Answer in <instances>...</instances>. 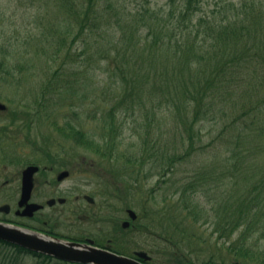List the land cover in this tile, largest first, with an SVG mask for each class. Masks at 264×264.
<instances>
[{
  "label": "rangeland",
  "instance_id": "1",
  "mask_svg": "<svg viewBox=\"0 0 264 264\" xmlns=\"http://www.w3.org/2000/svg\"><path fill=\"white\" fill-rule=\"evenodd\" d=\"M113 1L125 8V14L136 13V16L127 18L128 26L134 25L135 19L141 18L140 15H143L144 19L137 20V26H141L144 21L152 23L149 16L159 22H165L164 20L172 16V21L165 23L176 24L175 20L178 17L176 15L186 2V0ZM243 1L196 0L194 22L204 18L210 20V24L215 22L225 24L226 17L236 15L233 9L243 8L247 11L252 3L255 8L258 4L264 6V0H246V6L242 7ZM56 11L57 0H0V63L4 68L2 72L0 70V102L6 107L4 111H0V128L7 127V136L11 139L16 138L0 140V159L11 160L0 162V205L8 202L6 197L10 195V190L15 188L18 194L21 171L24 168L23 160L29 162L32 161V157L38 156L37 150L40 145L37 146V142L75 141L63 136V133H54L57 127L65 129L66 124L70 123L85 133L88 142L91 139L95 141L91 146L74 145V155L71 156L74 177L62 187L66 188L67 184H86L80 187L81 191H88L96 197L101 193H107L116 199L123 211L130 209L137 215L136 223L141 229L140 234L134 239L130 238L132 239L130 245H125L124 252L118 248L121 253L127 255L132 251H144L153 257L154 264H176L175 260H179L181 264L211 262L220 264V259L230 264L236 257L235 252L228 250L229 242L220 237L214 226L217 223L213 207L216 200L215 191L197 195L203 204L204 216L189 214V211L184 209L182 192L177 191L183 183H179L178 180L190 176L200 167L206 171L223 170L210 164L219 163L220 160H210L207 154L196 153L190 159L176 163L173 172L167 173L164 177L165 183L160 182L161 170L156 165L151 162L135 163L134 156L140 157L147 148L150 149L154 145L145 144L147 147L145 149L143 140L146 138L142 136L140 139L139 130L135 127L139 124H148L154 115L158 116L159 128L153 129L148 141H154L156 134L159 133L158 139L163 137L170 141L168 143L170 151L176 149L181 153L188 144L186 141L182 143L177 135L172 139L178 123L175 119L177 110L172 108V104L165 102L172 92L170 80H166L164 76L155 77L153 73L148 72L150 66L146 62L147 58L137 56L128 67L130 80L139 83L142 91L141 100L136 102L134 110L126 113L119 109V113L116 114L114 121H123V128L118 129L120 133L114 136L111 152L102 149V152L105 151L109 155L112 153V156L97 153L96 146L110 145L109 135L103 137L101 133V115L123 101V91L125 86L129 85V80L125 79L124 65L119 58L105 60L103 57L93 55L91 51L95 46L91 40L88 45L80 40L70 43L71 39L66 38L63 41L62 52L56 55L54 52L56 47L55 45L52 47L50 43L53 39L59 43L64 38L62 32L66 24L65 18L70 17L53 14ZM183 32L184 30L180 29L175 31L176 34ZM199 35V39L207 40L208 46L212 45L210 36L200 32ZM137 36L142 45H152L153 35L147 27L140 28ZM157 36L161 37L159 34ZM165 39H168V36L166 38L163 35L160 38L161 41ZM196 39L198 41L197 37ZM97 41L103 45L100 37ZM85 47L87 52L82 54ZM69 50L70 55L67 56ZM169 63L170 61L166 67H173ZM164 65L166 62L162 63V59L157 62L158 75L160 72L162 74ZM257 66H264V61L259 59ZM65 67H71L73 72L78 73L77 78H71L75 79L74 81L79 80L76 86L77 93L73 94L70 90H64L63 85H59L60 92L53 89L43 102L46 104L41 103L43 89L48 87L51 81L56 85L60 81L57 77L52 78V73L60 68L59 71L63 73L61 79L64 80ZM247 70L238 76L236 81L233 80L226 88L227 92L224 90L220 94L218 102L223 111L215 114L214 118H205L197 122L196 126L201 129L203 145L209 143L221 128L228 126L234 115L238 116L244 111L250 99L264 96L262 87L264 83H259V77ZM196 145H199V142ZM215 147L218 148L217 143ZM130 154H133L132 157L128 156ZM128 157L131 158L129 161ZM258 161L264 165V158ZM139 169L140 174L136 172ZM228 170L227 166L226 171ZM152 189L154 192L151 194ZM205 216H208V220ZM123 218L126 219V213H123ZM237 234L238 232H235L233 238ZM259 245L261 249L264 248V238H260ZM39 263L36 257L18 254L11 248L0 246V264ZM54 263L55 261L46 262ZM249 264L254 262L250 260Z\"/></svg>",
  "mask_w": 264,
  "mask_h": 264
},
{
  "label": "trees",
  "instance_id": "2",
  "mask_svg": "<svg viewBox=\"0 0 264 264\" xmlns=\"http://www.w3.org/2000/svg\"><path fill=\"white\" fill-rule=\"evenodd\" d=\"M195 1L186 0L184 7L176 15L178 16L175 20L176 24L165 23L171 22L172 16L164 20L165 22H159L149 16L152 23L148 24L144 21L141 26H137V20L144 19L143 15H140L141 18L135 19L134 25L128 26L129 22L126 21L136 16V13L125 14V8L120 7L113 0H57V11L53 14L70 17L65 18L66 24L62 32L64 38L59 43L53 39L50 44L52 47L55 45L54 52L59 55L66 38L71 39L70 43L80 40L88 45L91 40L95 46L91 52L95 57H103L105 60L119 58L123 62L125 79L129 80V85L125 86L123 91V101L101 115L102 136L110 137V145L96 146L97 153L102 156L108 154L102 152V149L111 152L112 140L118 129L123 128V121H114L119 109L127 113L129 110H134L136 102L141 100L142 91L136 80H130L128 65L130 66L137 56L139 58L145 56L150 66L148 72L153 73L155 77L164 76L166 80H170L172 92L165 102L172 104V108L177 110L175 119L178 123L174 125V133L171 132L174 135L172 139L177 135L182 143L186 141L188 144L181 153L176 149L170 151L168 144L170 141L163 137L158 139L159 133L156 134L154 141H148L153 129L159 128L158 116L154 115L148 124H139L135 127L139 130L140 139L142 136L146 138L143 140L144 146L154 143L150 149L145 146L147 149L140 157L134 156L135 163L151 162L156 165L162 171H160V182L165 183L164 177L167 173L173 172L176 163L188 160L196 153H205L210 160H220L219 163L210 164L223 170L206 171L200 167L190 176L178 180L179 183L183 182L177 191L182 192L184 209L189 211V214L193 213V216H204L203 204L197 195L215 191L216 200L213 207L217 223L214 226L220 237H224L229 242L228 250L235 252L236 257L230 264H249L250 260L254 264H264V248L261 249L259 245L260 238H264V165L258 161L264 158V96L250 99L244 111L238 116L234 115L230 124L221 128L206 145L202 144L201 129L196 126L198 121L214 118L215 114L223 111L218 102L220 94L224 90L227 92L226 88L245 70L248 69L259 77V83H264V66H257L259 59L264 61V6L258 4L255 8L252 3L247 11L243 8L233 9L236 15L226 17L225 24L219 22L210 24V20L204 18L194 22ZM245 2L246 0L243 1L242 7L246 6ZM144 27H147L153 35L152 45H142L137 36L140 28ZM177 29L184 32L176 34ZM199 32L211 37L213 41L211 46L207 45V40L204 38L199 39ZM157 34L161 37L165 35L166 38L168 36V39L161 41V37L158 38ZM99 37L103 45L98 43ZM204 46L213 51L209 52ZM85 52L87 47L82 54ZM69 55L70 50L67 52V56ZM161 59L166 65L163 69H159L163 72L158 75L156 64ZM168 61L173 67H166ZM3 69L0 63L1 72ZM59 69L52 73V78L57 77L60 80L57 82L58 85L51 81L49 86L43 89L41 103L50 91L53 89L59 91V85H63L64 90L77 93L76 86L79 80L74 81L75 79L71 78H77L78 73L73 72L71 67H65L63 70L65 78L62 80L63 73ZM262 87L264 89L263 84ZM228 95H230L229 90ZM66 127H68L66 130L59 127L56 129L67 138L80 142L86 140L89 146L94 145L95 140L91 139L88 142V138L81 130H77L70 123H67ZM198 142L199 145H196ZM215 143L218 144V148L215 147ZM132 155L128 156L132 157ZM109 156H112V153ZM129 157L127 161L131 159ZM227 166L228 171H226ZM136 172L140 174V169ZM153 192L154 189L151 194ZM205 218L208 220V216ZM235 232L238 234L233 238ZM254 237L256 238L253 242H250ZM0 246L11 248L18 254L36 257L40 261L39 264L54 261L50 257L5 242L0 241ZM54 264L66 263L55 261ZM220 264L227 263L220 259Z\"/></svg>",
  "mask_w": 264,
  "mask_h": 264
},
{
  "label": "flooded vegetation",
  "instance_id": "3",
  "mask_svg": "<svg viewBox=\"0 0 264 264\" xmlns=\"http://www.w3.org/2000/svg\"><path fill=\"white\" fill-rule=\"evenodd\" d=\"M7 132V127L0 128V140L10 138ZM56 132L59 131H54ZM40 142L36 143L37 146L40 145L38 156L32 157L29 162L23 160L18 194L15 188L10 190V195L6 197L8 202L0 205V221L47 237L91 244L113 253H121L119 249L125 250V245L140 234L141 229L136 223L137 215H130V209L123 211L116 199L107 193H101L97 199L88 191H81L80 187L86 184H67L66 188L62 187L74 177L71 168L74 145L84 146L88 143L50 140ZM5 160L11 161L10 158H3L0 162ZM30 166L36 167L37 171L32 177L29 198L21 203L22 172ZM28 205H35L37 209H27ZM123 213H126V219L123 218ZM138 252L144 251H132L127 256L142 264H154L153 257L148 253L144 252L149 258L146 260L139 258L136 255ZM179 262L175 260L176 264H181Z\"/></svg>",
  "mask_w": 264,
  "mask_h": 264
},
{
  "label": "water",
  "instance_id": "4",
  "mask_svg": "<svg viewBox=\"0 0 264 264\" xmlns=\"http://www.w3.org/2000/svg\"><path fill=\"white\" fill-rule=\"evenodd\" d=\"M5 109V105L0 103V110ZM36 171V167L30 166L22 172L21 203H25L29 198L32 177ZM27 209L36 210L37 206L28 205ZM128 213L135 215L131 210H128ZM0 241L71 264H142L133 258L91 244L74 243L47 237L5 222H0ZM136 255L142 259H149L144 252H138Z\"/></svg>",
  "mask_w": 264,
  "mask_h": 264
}]
</instances>
